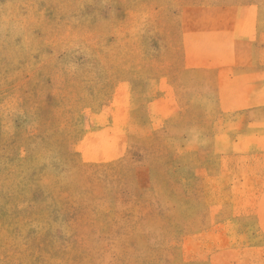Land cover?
<instances>
[{"label": "rangeland", "instance_id": "1", "mask_svg": "<svg viewBox=\"0 0 264 264\" xmlns=\"http://www.w3.org/2000/svg\"><path fill=\"white\" fill-rule=\"evenodd\" d=\"M0 264H264V0H0Z\"/></svg>", "mask_w": 264, "mask_h": 264}]
</instances>
